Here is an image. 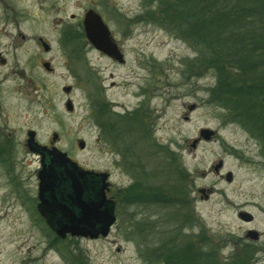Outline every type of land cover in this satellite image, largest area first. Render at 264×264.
Returning a JSON list of instances; mask_svg holds the SVG:
<instances>
[{
	"label": "rangeland",
	"instance_id": "obj_1",
	"mask_svg": "<svg viewBox=\"0 0 264 264\" xmlns=\"http://www.w3.org/2000/svg\"><path fill=\"white\" fill-rule=\"evenodd\" d=\"M39 1L7 0L10 33L0 38V48H9L0 55V142L8 140L0 158L12 147L10 157L27 171L15 172L22 181L13 183L0 164V264H165L185 251L202 252L212 264H264L261 144L212 95L215 71L197 63L187 40L159 24L157 1ZM89 7L105 16L125 63L89 49L60 53L58 25L73 24L72 15ZM39 37L54 45L51 52L37 50ZM94 104L101 106L96 121ZM135 105L148 112L152 129L132 135L117 125V137L101 128L110 111ZM202 129L215 134L205 140ZM29 130L43 144L57 133L55 145L74 162L109 173L107 194L117 206L107 236L63 239L36 224L31 205L29 211L22 206L19 192L37 191L39 157L25 145ZM220 160L233 181L213 171ZM200 187L215 192L206 199ZM134 194L136 201L127 199ZM248 229L259 231L261 242H244Z\"/></svg>",
	"mask_w": 264,
	"mask_h": 264
},
{
	"label": "trees",
	"instance_id": "obj_2",
	"mask_svg": "<svg viewBox=\"0 0 264 264\" xmlns=\"http://www.w3.org/2000/svg\"><path fill=\"white\" fill-rule=\"evenodd\" d=\"M156 1L159 24L187 40L197 63L215 71L212 95L259 140L264 156V0ZM183 256L165 264H212L202 252Z\"/></svg>",
	"mask_w": 264,
	"mask_h": 264
},
{
	"label": "water",
	"instance_id": "obj_3",
	"mask_svg": "<svg viewBox=\"0 0 264 264\" xmlns=\"http://www.w3.org/2000/svg\"><path fill=\"white\" fill-rule=\"evenodd\" d=\"M84 25L88 38L98 48L119 62H124L122 53L112 40L108 25L103 21L99 13L92 9L89 10L85 16ZM67 107L70 110L73 109L71 101L67 103ZM214 134L215 132L210 129H202L200 131V136L205 140H210ZM30 135L32 138L33 132ZM200 138L193 141V147L197 146ZM80 145L81 147L85 146L84 142H81ZM47 155L50 156V161L45 163L40 177L41 208L46 216L50 218L53 227L56 225L54 228L57 233L62 236L71 233L91 238H97L99 235L107 236L116 222L115 202L106 197V189L109 186L107 181L108 174L85 170L61 151H49ZM222 165L223 160H220L214 168L218 170ZM227 179L228 181L233 180L232 172L227 174ZM61 180L64 182L68 181V184H66L71 187L67 197H58L56 194L62 183ZM201 191L205 192V189ZM68 200L77 204V213L71 209L67 203ZM59 210L62 218L55 222L52 213H56ZM239 216L246 221L254 218L251 213L244 211ZM250 233L252 234V239L257 240L259 238L257 230L252 229Z\"/></svg>",
	"mask_w": 264,
	"mask_h": 264
},
{
	"label": "flooded vegetation",
	"instance_id": "obj_4",
	"mask_svg": "<svg viewBox=\"0 0 264 264\" xmlns=\"http://www.w3.org/2000/svg\"><path fill=\"white\" fill-rule=\"evenodd\" d=\"M6 2H7V0H0V11L2 10V13H3V16L2 17L0 16V23H2V26H0V38H4L5 36H7L10 33L8 25L10 23L11 17H10V15H8L9 6ZM39 2H43V0H40ZM91 9L96 10L92 7H89V8H84L82 14L79 17H77L75 14H73L72 18H73V20H75V22L73 24L63 23V21L60 22V26L58 25V27L60 29V33H59L57 45H58V49H59L61 54H68V53L80 54L83 51H86L87 49H89V50H94V51L100 52L104 55L110 56L109 54H107L106 52H104L103 50L98 48L97 45L92 40H90L87 36V33L85 31L84 20H85L86 13ZM96 12L102 16L103 21L107 24V20H106L105 16L102 15L97 10H96ZM108 27H109V25H108ZM109 29L111 31L110 27H109ZM111 37H112L113 42L116 43V46L118 47V49L120 50V52L123 55L124 62H122V63H125L126 60L124 58V53L122 51V48L120 47L119 43L117 42V39H116V37L112 31H111ZM21 38L22 39H31L30 37H27L26 35H23L22 33H21ZM35 40L38 41V44H39V47H37V50L40 49V50H44L45 52H51L54 48V45L52 43H50L49 41H47L46 39H44L43 37H39L38 39H35ZM8 49L9 48H0V55L5 54ZM111 58H113V57H111ZM113 59H115V58H113ZM115 60H117V59H115ZM43 65L47 70H49V71L53 70V67L49 61H45L43 63ZM65 90H67V93H70L71 87H66ZM92 111H93V113H95L96 118H94V120L96 121L101 115V106L96 109V106L94 104ZM110 112L112 115L110 117H109L110 114L107 115V118L103 119V121L101 120L100 125H101V128L102 127L104 128V131L108 130L109 132L115 134L117 137H118V135H120V130H121V129H118L116 127L117 125H120V128L122 126H124L125 131L129 129V131L131 132L132 135L137 134V133L142 134L141 131L144 130L143 127L147 128V129L153 128V127H151V125H149L150 123L147 120L148 119L147 117H149V116H147L148 112H146V110L144 108H142V110H141V108L139 106L135 105V107H133L132 109H129L128 111H121V112L110 111ZM94 120H93V122H94ZM94 124H96V123L94 122ZM30 132L31 131L29 130V133L27 134L28 138L26 139L25 145L30 150V152L36 154L37 157H39V165L36 166V169H37V171H36V177H37L36 189H37V191L31 197L27 196V193L19 192L22 206L25 207L26 204L31 205L33 207L35 213H36V216H37L36 224L43 225L50 232L54 233L57 236H61L63 239H66L68 237H76V238L85 237V236L73 235L71 233H67L65 236L59 235L57 233L56 229L54 228L56 225L53 227V224L51 223L50 218L47 217L46 214L42 211V208H41L42 201H41V192H40L41 178L40 177H41V172L44 169L45 163L50 161V156L47 155V152L53 151V150L61 151V149H59L55 145V142L58 139L57 133H54V135H53V140H52L53 142L43 144V143H40L39 140L37 139V132L36 131H32L33 132L32 138L30 136ZM3 133L7 136L11 135L10 133L8 134V132H3ZM119 139H121V138L119 137ZM121 140L123 141V139H121ZM7 141L8 140L5 138L3 141L0 142V152H3L5 150V149H3V147L5 145L7 146V143H5ZM7 150H9L8 147H7ZM11 151H12V147L10 148L9 155L7 154V152H5V154L2 155L4 158H0V164H1V167L3 169V172H2L3 176L14 183L15 181H22V178L15 175V172L22 170L23 173H27V171L22 164H19L18 160H16V162L14 163V159H13L14 156L10 157ZM16 157L18 159V156H16ZM10 158H12V160H10ZM223 168H224L223 166L220 167L218 170H216L214 168L213 171L215 172V174L218 175V177L220 179H225L228 181L227 174L229 172H232V171L223 172ZM105 173H107V172H105ZM107 174H108L107 181L109 182V173H107ZM61 181H62V183L59 186L56 194L58 197H61V196L67 197V194L70 193L71 187L69 185H67L68 181H66V182H64L63 180H61ZM228 182H231V181H228ZM108 189H109V187L106 189V197L108 199L114 200L115 211H116V206H117L116 200L114 198L108 196V194H107ZM202 189H205V192H202L201 191ZM198 191H199V193H202L206 199H208L211 196V194H213L215 192V188L214 187H212V188L200 187L198 189ZM49 195L51 196V194H49ZM156 199H157V197H156ZM67 203L70 205L71 209L75 213L78 212V206L75 202L71 203V201L68 200ZM183 203L186 205L187 199ZM52 205H53V203H52ZM169 205H173V199H172V201H170ZM171 208H173V207H171ZM26 209L28 211L30 210V208L28 206ZM239 212H241V211H239ZM239 212H238V214H239ZM52 216L54 217L55 222H57L58 220H60L62 218V214L60 213V210L57 211L56 213L53 212ZM250 230L251 229L246 230L244 242H249V241L251 242L252 241L255 244H258L259 242H261V233L259 232L260 238H258L257 240H254V239H251L252 234L250 233Z\"/></svg>",
	"mask_w": 264,
	"mask_h": 264
}]
</instances>
